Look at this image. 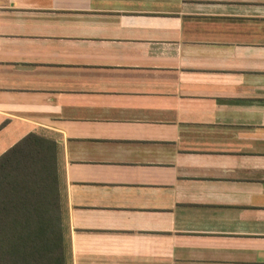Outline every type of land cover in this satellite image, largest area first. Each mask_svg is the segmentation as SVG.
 I'll return each instance as SVG.
<instances>
[{
	"label": "crops",
	"instance_id": "crops-1",
	"mask_svg": "<svg viewBox=\"0 0 264 264\" xmlns=\"http://www.w3.org/2000/svg\"><path fill=\"white\" fill-rule=\"evenodd\" d=\"M29 134L69 264H264V0H0V156Z\"/></svg>",
	"mask_w": 264,
	"mask_h": 264
},
{
	"label": "trees",
	"instance_id": "trees-1",
	"mask_svg": "<svg viewBox=\"0 0 264 264\" xmlns=\"http://www.w3.org/2000/svg\"><path fill=\"white\" fill-rule=\"evenodd\" d=\"M56 145L29 134L0 156V264H69Z\"/></svg>",
	"mask_w": 264,
	"mask_h": 264
}]
</instances>
